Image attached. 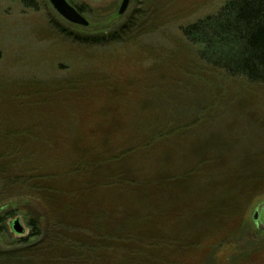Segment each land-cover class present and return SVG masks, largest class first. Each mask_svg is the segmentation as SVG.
<instances>
[{
    "label": "rangeland",
    "instance_id": "rangeland-1",
    "mask_svg": "<svg viewBox=\"0 0 264 264\" xmlns=\"http://www.w3.org/2000/svg\"><path fill=\"white\" fill-rule=\"evenodd\" d=\"M35 1L0 0V211L22 208L0 264H264V83L210 71L179 33L227 0H72L85 28Z\"/></svg>",
    "mask_w": 264,
    "mask_h": 264
},
{
    "label": "trees",
    "instance_id": "trees-1",
    "mask_svg": "<svg viewBox=\"0 0 264 264\" xmlns=\"http://www.w3.org/2000/svg\"><path fill=\"white\" fill-rule=\"evenodd\" d=\"M11 1H17L22 7L27 9L32 10L36 8L35 0ZM67 1L79 13L84 11V8L76 5L72 0ZM179 33L184 41L193 48L194 55L198 59L199 63L207 66L210 71H218L230 77H239L249 83H264V0L224 1L215 12L204 15L198 18V20L196 19L182 26ZM108 159H110V157ZM128 181V186L130 188L134 189L136 192H140L141 189L138 188V186L130 184L133 182H130L131 180H128L125 177L119 181H116V183L125 182L124 184H126ZM88 187L91 190V186L88 185ZM44 202L45 205L48 204L47 208H50V204L47 201ZM97 205L100 204L95 202V206ZM209 207V212H212L211 215L215 220L205 221V224H208V227L212 228L211 231L213 233H218L219 227L222 225L221 217L222 215H228L226 214L227 211L224 212L225 210H223L222 212V209H219L220 211H218L216 205L212 206L210 204ZM227 207L228 210L230 205H227ZM16 210L22 211V208H16L14 204H8V206L3 207L0 211V236L4 239H9L6 221L11 216H13V214H15ZM204 215H206V213ZM197 219H201L203 221V214L198 215L197 217H191L189 221H187V224L180 226V228L182 227V230L180 229L181 232H176L174 229H172V231H174V235H177V237L180 239L178 244L173 246V249H183V247L186 245L182 244L181 241H185V238H200L201 234L195 232L198 230V227L195 224ZM26 220L27 225L30 227L29 237L33 238L38 236L39 231L42 228L39 225V220L35 218ZM132 229L133 230L131 232H134L136 237L150 236V232L147 231L146 234L143 231L144 229L138 230V227L137 229L134 227ZM164 229H169V227L167 228L164 226ZM229 232L230 231H227L224 236L222 234L219 235V237L216 236L217 240H215L213 243L203 245V248L199 249V255L201 258L204 256V253H209L213 250L212 248L210 250H208V248L206 249L207 246L209 247L214 244L216 245L217 242L219 245H222L224 243V239H226L229 234H231ZM25 241L26 240L21 239L13 242L23 244ZM188 246L191 248L195 245L192 244ZM173 249L169 250L168 248V252L174 251ZM13 251L15 252L16 256H20L24 249L20 248ZM0 253L3 254V251L0 250ZM158 260H160V258ZM157 261L156 263L160 264V261Z\"/></svg>",
    "mask_w": 264,
    "mask_h": 264
},
{
    "label": "water",
    "instance_id": "water-1",
    "mask_svg": "<svg viewBox=\"0 0 264 264\" xmlns=\"http://www.w3.org/2000/svg\"><path fill=\"white\" fill-rule=\"evenodd\" d=\"M130 0H120L118 4L117 14L122 15L129 4ZM51 8L68 23L85 28L88 26L87 20L74 7H72L66 0H48ZM16 224V222H14ZM18 233H21L18 228L14 227Z\"/></svg>",
    "mask_w": 264,
    "mask_h": 264
},
{
    "label": "flooded vegetation",
    "instance_id": "flooded-vegetation-1",
    "mask_svg": "<svg viewBox=\"0 0 264 264\" xmlns=\"http://www.w3.org/2000/svg\"><path fill=\"white\" fill-rule=\"evenodd\" d=\"M67 1V0H66ZM68 2V1H67ZM120 4V3H119ZM71 5V4H70ZM72 6V5H71ZM119 6V5H118ZM118 9V8H117ZM85 11H82V13H80L81 15H83V13H84Z\"/></svg>",
    "mask_w": 264,
    "mask_h": 264
}]
</instances>
